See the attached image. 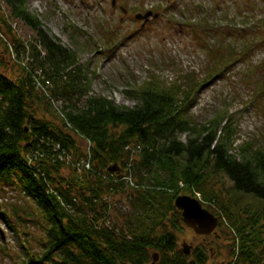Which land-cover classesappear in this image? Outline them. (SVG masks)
<instances>
[{
	"label": "trees",
	"instance_id": "obj_1",
	"mask_svg": "<svg viewBox=\"0 0 264 264\" xmlns=\"http://www.w3.org/2000/svg\"><path fill=\"white\" fill-rule=\"evenodd\" d=\"M2 1L34 34L29 50L15 44L18 55L31 51L33 58L22 77L13 80L6 56H0V219L24 241L11 264H153L156 256L154 264H206V250L191 259L178 247L184 220L175 199L184 187L216 201L208 189L211 173L258 200L260 224L264 221V149L249 144L233 149L231 124L207 126L189 116L205 84L264 48V20L260 34L251 38L249 32L233 31L234 41L245 37L241 44L223 36L226 40L209 46L207 80L191 72L167 86L155 82L135 88L129 97L136 105L129 108L89 94L90 80L77 56L23 9L27 0ZM6 21L0 18L3 42ZM117 27L101 25L111 51L130 38L129 30ZM213 32L222 34L219 26L211 27ZM244 75L253 87L252 104L264 107V59L250 63ZM39 80L50 83L46 90L37 86ZM52 108L61 115L60 124L49 118H57ZM62 155L75 161L90 157L92 170H75ZM112 167L115 172L108 170ZM67 169L70 177L63 175ZM5 193L15 196L8 199ZM123 193L128 194L125 211L114 203ZM238 233L240 250L230 264H264V231L256 239L241 228ZM6 252L3 245L4 259Z\"/></svg>",
	"mask_w": 264,
	"mask_h": 264
},
{
	"label": "rangeland",
	"instance_id": "obj_2",
	"mask_svg": "<svg viewBox=\"0 0 264 264\" xmlns=\"http://www.w3.org/2000/svg\"><path fill=\"white\" fill-rule=\"evenodd\" d=\"M121 7H127L130 12L123 13ZM134 7L137 12L132 14ZM23 9L42 23L51 38L77 56L78 64L90 80V95L103 96L129 108L136 105L129 97V92L135 88L155 82L167 86L183 77L180 75L191 72L199 81L207 80L203 71L209 46L221 38L226 40L224 37L233 42V31L238 29L249 32V38L259 35L264 20V0H116L115 6L112 0H27ZM148 10H157L160 17L142 27L143 21L136 20L135 14ZM0 18L8 24V28L3 27L6 43L0 36V56H6L9 62L6 70L14 80L22 77L25 70H30L33 61L31 51H21L18 55L15 44L18 42L29 50L34 34L14 17L2 0ZM202 23L207 24L205 31L201 30ZM102 24H108L112 29L118 26L123 32L129 30L130 38L111 51L105 47L100 31ZM217 26L222 34L209 33L211 27ZM244 41L245 37L238 35L234 42L241 44ZM263 59L264 48H260L250 61L233 63L223 78H216L202 87L190 110L189 116L197 123L207 126L211 121L222 126L231 124L228 128L232 130L233 149L247 144L264 149V107L252 104L253 87L245 82L244 75L250 63L257 64ZM60 104L56 106L60 107ZM52 109L57 118H49L60 124L61 115ZM186 140L187 137H182V141ZM71 174L70 169L63 173L65 177ZM209 179L208 189L216 201L205 199L202 194L198 200L218 218L219 225L214 234L202 236L183 224L177 234L178 247L184 251L186 244L191 259L195 252L206 250V264L234 263L242 241L238 229L251 232V239H256L255 234L260 235V229L264 231V221L260 224V202L236 192L233 184L221 174L211 173ZM148 186L154 188L152 183ZM181 189H184L183 195H193V191ZM5 196L12 199L15 194L5 193ZM127 196L123 193L114 198V203L122 206L124 211L128 205ZM5 202L3 200L2 204ZM245 225L246 230L243 229ZM35 233L40 234L39 231ZM21 242H24L23 236H13L0 219V246H6V253L12 258L4 259L0 247V264H11L16 260Z\"/></svg>",
	"mask_w": 264,
	"mask_h": 264
},
{
	"label": "water",
	"instance_id": "obj_3",
	"mask_svg": "<svg viewBox=\"0 0 264 264\" xmlns=\"http://www.w3.org/2000/svg\"><path fill=\"white\" fill-rule=\"evenodd\" d=\"M115 3V0H113ZM153 15L152 12H148L145 15H137L136 19L144 20L143 26L149 21V18ZM155 15L154 18H157ZM110 172H115V168H109ZM175 207L182 213V217L185 225L192 229L196 234L202 236L212 235L218 227V218L203 208L202 204L196 199L189 196H178L175 199ZM185 254H189V250L186 244H184ZM157 261V256L154 259V263Z\"/></svg>",
	"mask_w": 264,
	"mask_h": 264
},
{
	"label": "built area",
	"instance_id": "obj_4",
	"mask_svg": "<svg viewBox=\"0 0 264 264\" xmlns=\"http://www.w3.org/2000/svg\"><path fill=\"white\" fill-rule=\"evenodd\" d=\"M40 73V72H39ZM39 75H41V74H39ZM38 77V76H37ZM34 79H35V76H34ZM43 79V78H42ZM36 80H37V78H36ZM36 80H35V82H36ZM44 80V79H43ZM40 81V80H39ZM45 85V86H44ZM44 85H42L41 84V81L37 84V86L39 87V88H42V90L44 89V90H46L47 88H45L46 86L48 87L49 85H50V83H48V81H46V84H44ZM78 135V134H77ZM84 139V138H83ZM63 154H65V152L63 153ZM89 155V154H88ZM90 157H88V159L87 158H82V159H80V160H78V161H74V160H72L71 158H70V156H66V155H62L61 157H60V159H62V160H66L67 161V163H71L73 166H75L77 169H81V170H86V171H89V170H92V164H91V161H90V159H89ZM124 180H126V182L129 184H131V186H132V188H137V186H135V184L134 183H132V181L130 180V178H124ZM194 194H195V196L197 197V198H199L200 197V194H197L196 192H194Z\"/></svg>",
	"mask_w": 264,
	"mask_h": 264
},
{
	"label": "flooded vegetation",
	"instance_id": "obj_5",
	"mask_svg": "<svg viewBox=\"0 0 264 264\" xmlns=\"http://www.w3.org/2000/svg\"><path fill=\"white\" fill-rule=\"evenodd\" d=\"M214 234V233H213Z\"/></svg>",
	"mask_w": 264,
	"mask_h": 264
}]
</instances>
